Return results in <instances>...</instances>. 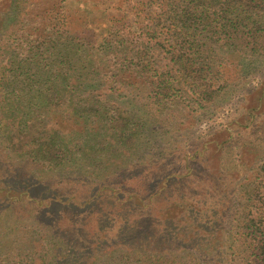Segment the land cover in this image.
Listing matches in <instances>:
<instances>
[{"label":"trees","instance_id":"obj_1","mask_svg":"<svg viewBox=\"0 0 264 264\" xmlns=\"http://www.w3.org/2000/svg\"><path fill=\"white\" fill-rule=\"evenodd\" d=\"M67 1L0 0V229L17 225L6 219L11 206L30 203L54 230L64 210L74 213L78 232L56 264H93L130 242L119 264H142L133 250L163 243L191 252L181 264H264V148L244 152L234 169L246 171L226 179L217 165L230 138L220 142L218 133L215 154L207 144L182 153L147 177L145 195L109 175L120 149L146 153L158 141L150 119L167 125L184 97L209 103L228 87L224 63L262 55L264 0H122L129 9L108 19L102 39L81 9L66 11ZM124 89L144 93L157 116L123 115ZM246 106L245 129L264 130V73ZM191 163L201 166L192 175L198 186L188 185ZM205 171L212 181L201 176L200 185ZM77 182L87 197L72 190ZM103 201L113 211L101 213ZM167 260L144 264H176Z\"/></svg>","mask_w":264,"mask_h":264},{"label":"rangeland","instance_id":"obj_2","mask_svg":"<svg viewBox=\"0 0 264 264\" xmlns=\"http://www.w3.org/2000/svg\"><path fill=\"white\" fill-rule=\"evenodd\" d=\"M65 6L66 11L69 13L81 9L80 14L86 16L89 21V27L95 30L99 39H102L103 35L105 36V31L107 32L108 19L112 15L119 14L121 9H129L128 2L122 3V0H68ZM260 54L264 55V52H260ZM262 55L253 57L251 60H228L221 68L224 77L228 81L227 89L222 91L221 94L214 96L213 100L209 101V103L202 102L201 106L198 107L193 106L194 101H190L189 97H184L182 100L175 102L174 110H172L173 117L167 122V125L161 124L159 122L160 118L156 117L157 113L155 116V112L150 111L148 100L144 93L135 89H124L127 97L122 96L121 98V102L125 101L123 103L125 107H120L124 112L122 114L125 115V113L136 110L140 114L149 111V115L151 114L154 118L156 117V120H150L153 122L151 123V127L155 130V136L158 141H153L152 144L148 145L146 153H140L134 144H130V148L125 150L120 149L119 151H124L121 153L122 155L112 156V162L114 163L109 170V175L111 177L114 176L113 180H117L116 182L121 184L120 186L131 185L139 194L145 195L149 191L148 176L165 173L167 171L166 163L173 161L175 158L181 156L182 153L192 152L194 149L203 147L206 144L210 148V143H213V139L218 133H222L219 139L216 138L218 141L221 142L225 138H230V142L220 149V160L217 170L223 173V175L228 174L226 179L230 178V173L232 172L234 174H237L236 172L239 170L245 172L246 170H242L241 168L234 169L238 158L244 152L247 153L245 159L248 156H256L260 149L264 148L263 128L250 133L245 129V124L248 125V123L245 122L244 117L246 116L247 101H249L251 93L257 86H260L263 77L264 56ZM241 61H247V63L241 67L237 66V63L239 65ZM248 62L252 63V65L249 66ZM241 127L244 128L242 129ZM226 129L230 131L224 134ZM160 132L162 133L161 138L158 137ZM211 152L215 154L212 148L206 154L209 155ZM203 158L209 159V157ZM104 163H106V160H104ZM90 164L93 163H89L88 165ZM138 165H142V169L139 172L135 173L131 179H123L121 176L125 170L123 167L132 168ZM189 167L190 171H185L186 176H189L188 185H195L196 183V186H198V178L192 175L199 172L201 166L199 163H191ZM86 168L88 170L92 169L93 165ZM181 170L182 172L184 171V169ZM118 173L119 175L117 176ZM197 175H199L200 179L202 176L205 183L207 181L211 183L212 181L207 171L202 175L201 173H197ZM202 183L201 179L200 185ZM190 188L192 189L193 187L191 186ZM72 190L82 199L87 197L89 192L87 187L79 186L78 182ZM199 192L203 191L199 190ZM99 206L101 213H105V210L108 212L114 209L113 204L106 203L105 201L101 202ZM61 214L56 221V230H54L51 226L40 220L38 209L33 204L11 206L7 210L6 219L15 220L17 225L13 228L3 226L4 228L0 229V262L3 264H19L17 262H21L20 264H56L57 254L63 253L61 251L66 249L65 243H73V235L76 236L78 232L74 213L70 209H66ZM90 228V226L87 227L88 230ZM148 233L151 235L150 231ZM147 239L149 238L144 237L142 241ZM131 244L133 243H117L107 253L105 251L101 252L103 254H98L93 264L121 263L123 255L126 254L125 251L132 250L128 249V246ZM150 247L145 246L144 249H138L139 247H137V251L133 250L130 258L134 262L139 261L144 264L147 257L154 255L157 259L169 257L167 261L181 264L184 256L187 258L189 257L188 253H191L176 250L169 243L160 245L156 252L152 250V248L155 249L154 247L149 251ZM156 253L157 255H155Z\"/></svg>","mask_w":264,"mask_h":264}]
</instances>
